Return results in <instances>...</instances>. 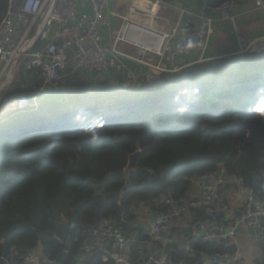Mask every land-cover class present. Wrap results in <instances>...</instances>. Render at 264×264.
<instances>
[{
    "label": "trees",
    "instance_id": "16d2710c",
    "mask_svg": "<svg viewBox=\"0 0 264 264\" xmlns=\"http://www.w3.org/2000/svg\"><path fill=\"white\" fill-rule=\"evenodd\" d=\"M226 1L243 0L210 3ZM7 2L0 0V23ZM22 83L29 106L0 117V264H23L33 251L50 264H115L110 252H82L104 222L130 241L129 264L161 254L168 264H219L236 253L229 241L194 234L201 224L223 231L216 205L213 217L205 206L173 217L171 233L177 219L191 220L179 233L187 237L172 243H164L170 232L152 239L141 218L200 200L190 198L198 183L212 184L219 199L239 186L264 203V52L194 64L135 90L66 73L37 106L32 90L41 81ZM99 109L125 113L98 126L87 113ZM55 114L62 116L47 123Z\"/></svg>",
    "mask_w": 264,
    "mask_h": 264
},
{
    "label": "built area",
    "instance_id": "2783aa9c",
    "mask_svg": "<svg viewBox=\"0 0 264 264\" xmlns=\"http://www.w3.org/2000/svg\"><path fill=\"white\" fill-rule=\"evenodd\" d=\"M247 1L254 2L256 9L264 11L263 0ZM201 3L198 27L191 33L189 20L183 19L192 14L164 0H8L0 23V101L14 81L21 77L19 82L22 83L30 75H36L41 81L40 86L32 90V106H37L41 96L61 84L66 73L104 80L113 72L124 70L126 82L134 88L164 74H177L183 70L178 62L180 57L190 56L196 47L201 52L209 47L214 25L206 17L207 13L218 16L219 23L231 29L238 46L236 55L264 52V36L247 40L237 16L231 15L237 2L212 5L210 0H201ZM170 8L177 11L175 21L162 14ZM111 20L118 21L119 27L105 44L103 30L110 27ZM161 27L164 30L158 29ZM123 61L135 65L138 73L126 69ZM205 61L208 60L199 58L196 63ZM19 87L24 90L23 85ZM7 101L13 103L9 111L24 110L29 106L26 93L22 91L17 99L8 98ZM200 188V200L178 207L170 215L154 217L147 228L149 236L162 240L170 232L173 217L186 214L188 208L205 206L213 217L215 212L211 207L219 199L218 191L207 183ZM213 225L201 224L196 235L206 242L230 241L238 236L240 228H246L258 230L264 241V203L248 193L228 233ZM129 244L116 225L104 222L95 232L94 241L84 246L82 252H110L108 255L115 264H129L126 258ZM105 254L102 259L107 261ZM217 258L221 259L219 264H242L236 253ZM168 262V255L161 254L143 264ZM23 264L50 262L39 251H33L23 258Z\"/></svg>",
    "mask_w": 264,
    "mask_h": 264
},
{
    "label": "crops",
    "instance_id": "0c3cea01",
    "mask_svg": "<svg viewBox=\"0 0 264 264\" xmlns=\"http://www.w3.org/2000/svg\"><path fill=\"white\" fill-rule=\"evenodd\" d=\"M170 5L178 6L189 11L192 16L183 19L189 20L190 22V32L194 33L198 27V18L200 16V6L202 5L201 0H164ZM231 15H236V20L239 22L244 36L247 40L256 39L264 36V11H260L255 8L254 2L243 0L241 1L240 6H236V9L230 12ZM162 14L171 19L176 20L175 15L177 11L173 8L165 10ZM206 17L212 20L214 25V33L209 39V47L205 52H201L197 47L190 56L180 57L178 62L183 69L188 68L199 60L203 58L209 62L215 59L225 58L234 56L238 52V46L236 44L235 38L231 32V29L228 26L222 25L218 21V16L214 14H206ZM119 22L116 20L110 21V27L103 30L104 43H109L111 39V34H115L118 30ZM164 27L158 28L163 29ZM164 30V29H163ZM181 33H183L181 31ZM182 35V34H181ZM178 41L175 42L177 45ZM126 49V48H125ZM127 50V49H126ZM204 63V62H203ZM126 69H130L138 73V69L135 65L123 61ZM158 78V77H157ZM155 78V79H157ZM21 79V78H20ZM154 79V80H155ZM108 82L109 85L122 84L124 87H129L132 90L135 88L128 84L125 80V71L113 72L109 78L104 79ZM102 80V81H104ZM151 82V81H150ZM149 83V82H144ZM143 84V83H142ZM19 85H23L21 82H17L16 86L8 92V98L11 100L17 99L18 91H24ZM19 87V88H18ZM24 88V87H23ZM4 106L0 108V115H5L9 112L10 108H13L12 102H6ZM199 183L194 187L190 198H196L200 193ZM247 191L240 188L239 186L236 189H231L228 191H223L222 197L224 198V204L219 206V213L222 218L219 220V228L226 231L232 224L234 218L239 212L240 205L246 196ZM145 217V216H144ZM152 216H146L145 219L142 217L141 226L147 231V228L152 222ZM190 216H185V218H179L173 224V232L171 233L172 237L169 238L164 243H172L173 241H181L187 236H179V233L185 228H188L190 222ZM196 235V232L194 231ZM230 244L236 246V254L242 261V264H254L255 261L262 260L264 258V241L259 237L258 230L240 228L238 236L234 240L229 241Z\"/></svg>",
    "mask_w": 264,
    "mask_h": 264
},
{
    "label": "rangeland",
    "instance_id": "374dc122",
    "mask_svg": "<svg viewBox=\"0 0 264 264\" xmlns=\"http://www.w3.org/2000/svg\"><path fill=\"white\" fill-rule=\"evenodd\" d=\"M20 81V79L18 78L17 81H14L13 84L11 85L12 89L16 86L17 82ZM60 85V84H59ZM11 88H9V91H10ZM7 91L4 96H3V99L0 101V108L3 107L4 105L2 104H5L8 99V92ZM2 94V93H1ZM138 106V105H137ZM72 109V107L68 108L67 111L65 112H69L70 110ZM125 113L124 110H120V111H116V112H113V111H110V110H107V109H99V110H96L95 112L93 111L92 113H87V114H92L93 116H95V119L97 120V122L95 123V125H101V126H108V125H111L113 123H116V121H113V117L114 118H119V117H122V115ZM58 116H62V115H59V114H55L53 116H51L49 119L46 120L47 123H52L53 121H55V119L58 117ZM76 120H82V121H85V119H76ZM113 121V122H112ZM31 128L33 127H27L25 129L26 132H28ZM249 192H247L246 196L248 195ZM252 196H254L252 193H251ZM246 196L244 197L241 205H240V209H242L243 205H244V201H245V198ZM250 196V195H249ZM216 201H219L222 203L223 199H219V200H216ZM216 201H214L212 203V205H216V207H219L221 205V203L217 204L215 203ZM239 209V210H240ZM154 219V218H153ZM141 221H142V218H141ZM153 221V220H152ZM151 225V222L150 224ZM217 259V258H216ZM218 263H220L221 261H216Z\"/></svg>",
    "mask_w": 264,
    "mask_h": 264
},
{
    "label": "water",
    "instance_id": "95a60500",
    "mask_svg": "<svg viewBox=\"0 0 264 264\" xmlns=\"http://www.w3.org/2000/svg\"><path fill=\"white\" fill-rule=\"evenodd\" d=\"M240 5H241V2H237V3H236V6H237V7L240 6ZM39 46H40V45H39ZM39 46H38V47H39ZM218 176H220V173H218ZM226 233H228V230H226ZM115 259H117V258H115ZM216 261H221V259L217 258Z\"/></svg>",
    "mask_w": 264,
    "mask_h": 264
},
{
    "label": "clouds",
    "instance_id": "9594fccd",
    "mask_svg": "<svg viewBox=\"0 0 264 264\" xmlns=\"http://www.w3.org/2000/svg\"><path fill=\"white\" fill-rule=\"evenodd\" d=\"M138 105H139V104H138ZM116 111H120V110H113V112H116ZM115 119H118V118H114V117H113V120H115ZM98 126H101V125H98ZM235 219H236V218H235ZM235 219H234V220H235ZM234 220H233V221H234ZM232 223H233V222H232ZM230 226H231V225H230ZM223 231H224V230H223ZM225 232H226V231H225Z\"/></svg>",
    "mask_w": 264,
    "mask_h": 264
},
{
    "label": "bare ground",
    "instance_id": "6f19581e",
    "mask_svg": "<svg viewBox=\"0 0 264 264\" xmlns=\"http://www.w3.org/2000/svg\"><path fill=\"white\" fill-rule=\"evenodd\" d=\"M0 96H1V94H0Z\"/></svg>",
    "mask_w": 264,
    "mask_h": 264
}]
</instances>
